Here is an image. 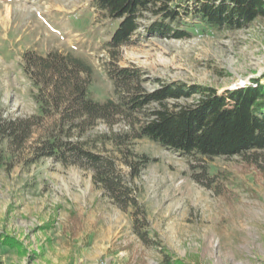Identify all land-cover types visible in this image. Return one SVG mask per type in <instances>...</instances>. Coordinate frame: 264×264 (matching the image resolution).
<instances>
[{
    "label": "rangeland",
    "instance_id": "obj_1",
    "mask_svg": "<svg viewBox=\"0 0 264 264\" xmlns=\"http://www.w3.org/2000/svg\"><path fill=\"white\" fill-rule=\"evenodd\" d=\"M92 1L0 0L2 117L38 115L36 91L21 68L25 52L57 50L85 59L93 70L90 94L99 102L114 99L106 74L114 66L139 69L148 92L172 82L218 94L254 79L264 83V18L232 31L191 24L189 37L174 39L149 32L152 18L145 13L129 43L115 49L105 43L116 23ZM152 107L98 121L83 133L76 128L70 137L114 160L146 223L141 211L120 210L94 185L93 170L52 158L31 161L51 119L6 151L0 167L3 264H264V151L207 159L137 138ZM134 219L147 233L145 242L134 233Z\"/></svg>",
    "mask_w": 264,
    "mask_h": 264
},
{
    "label": "trees",
    "instance_id": "obj_2",
    "mask_svg": "<svg viewBox=\"0 0 264 264\" xmlns=\"http://www.w3.org/2000/svg\"><path fill=\"white\" fill-rule=\"evenodd\" d=\"M92 7L116 23L105 43V47L115 49L129 43L145 13L152 18L146 27L149 32L174 39L189 37L186 27L191 24L232 31L264 18V0H93ZM21 68L36 91L32 98L38 115L28 119L0 115V167L12 145L22 146L34 127H41L45 118L51 119L46 136L32 147L31 161L52 158L63 166L93 170V184L120 210L131 208L132 214L141 211L145 223V211L130 197L114 160L71 140L74 129L83 133L98 121L111 122L116 116L141 112L153 104L139 123L137 138L182 155L207 159L264 151V83L256 79L250 86L222 94L212 87L181 82L161 83L148 92L141 86L139 69L114 66L106 72L114 99L99 102L89 90L91 65L71 52L54 50L45 56L25 52ZM137 223L134 219V233L145 242L147 233L141 234ZM3 241L13 244L8 238ZM164 264H171L170 260Z\"/></svg>",
    "mask_w": 264,
    "mask_h": 264
}]
</instances>
